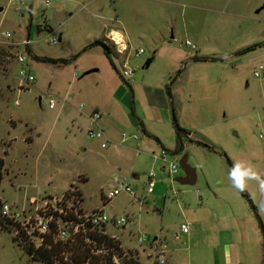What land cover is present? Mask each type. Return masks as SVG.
Instances as JSON below:
<instances>
[{
  "label": "rangeland",
  "instance_id": "rangeland-1",
  "mask_svg": "<svg viewBox=\"0 0 264 264\" xmlns=\"http://www.w3.org/2000/svg\"><path fill=\"white\" fill-rule=\"evenodd\" d=\"M45 1L24 0L19 5H11L10 0H0L2 30L11 32L14 41H21L27 36V25L32 18L29 39L34 43L31 47L39 44L44 48L41 53L56 60L37 62L28 55V68L35 81L27 90L18 92L19 65L15 61L7 65L25 51L2 42L0 37V157L4 156L2 150L14 140L4 161L8 174L3 173L1 199L23 208L28 206L31 196L39 200L47 195H60L73 181L87 199L85 208L91 210L101 207L108 180L114 175L125 176L135 198L119 195L104 211L109 217L128 219L121 228L110 223L107 228L119 238L126 260L157 264L151 249L156 237L165 245L169 264H216L214 252L207 250L206 245L217 244V240L211 239H216L224 227L231 230L222 231L223 241H230L229 235L235 233L233 248L236 251L239 243L246 244L250 263L254 241L247 236L252 232L249 226L256 229L264 244L260 227V224L264 227V194L255 181L249 182L245 189L249 202L232 187L228 172L236 161L251 162L264 172V138H260L264 133V73L258 78L254 76V71L264 66V0H48L50 7L45 11L46 16L52 17L53 35L61 38L54 46L35 41L36 23ZM119 5L128 8L131 15L136 9L137 24L133 29L139 35L132 45L144 50L141 58H131L137 65L128 59L135 70L129 80L120 75L125 58L113 49L109 55L101 46L83 52L96 36L103 38L106 31L103 24L107 28L125 27L116 15ZM128 12L123 10L121 14ZM163 26L180 34L176 42L168 36L163 42L149 39L154 28ZM187 40L200 49L201 55H206L207 61L193 60L200 54L185 45ZM148 59L152 61L145 67ZM91 67L99 70L89 75L94 90L115 93L116 100H130L136 105L164 101L170 136L163 130L160 142L147 137L140 125L123 126L126 136L138 139L128 141L125 145L133 149L123 150L119 159L113 156L112 162L104 158L110 151H103L96 143L85 153L74 150V131L69 133L63 127L68 116L56 118V111L48 107V95L57 99V89L66 87L75 72L84 76ZM182 82H187L189 93L182 94L180 104L177 88ZM180 105L185 110L183 121ZM173 115L177 126L192 137H182L179 154H175L178 138ZM25 125L33 129L34 137L38 134L36 150L28 159L23 141L27 134ZM141 141H146V145L137 146ZM53 145L56 151L51 149ZM164 154L168 161L176 159V175L169 176L168 164L154 159V155ZM185 155L197 177L193 185L180 182L184 172L179 160ZM151 171L155 173L156 187L149 194L146 187ZM82 177L88 178V182H81ZM204 189L211 198L209 208L205 206ZM186 190L188 194L183 192ZM217 196L222 200H217ZM205 219L208 223L203 226L204 233H198L196 239L187 240L183 235L175 238L182 224H190L191 230L194 221L203 223ZM217 227L221 229L219 232H215ZM143 237L145 241L138 243V238ZM218 244L222 247L217 246L216 254L220 255L225 242L219 240ZM231 255L233 264L234 250ZM218 259V264H224ZM0 264L42 263L32 260L12 233L0 228Z\"/></svg>",
  "mask_w": 264,
  "mask_h": 264
},
{
  "label": "crops",
  "instance_id": "crops-1",
  "mask_svg": "<svg viewBox=\"0 0 264 264\" xmlns=\"http://www.w3.org/2000/svg\"><path fill=\"white\" fill-rule=\"evenodd\" d=\"M153 1L165 2L166 0H153ZM141 9L142 8H138V10H141ZM123 10L128 12V8H125L122 5L121 6L119 5V8H117V11H116V15L119 18L121 24L124 23L125 27L107 28V26L105 24H103L104 31L106 30L104 32L103 38L97 39V36H96L94 41L105 39L106 41H103V42H105L109 46L110 50H112V49L114 50L113 46L111 45V42L107 38L108 33H112L114 31L115 33L120 34V40H123L125 42V44L128 45V51L125 52L124 54L120 55V56H123V59L126 57H128V59L129 58L131 59L133 56V54H132L133 50H137L132 45V42H134L136 40L137 36L139 35L136 32V30L133 29V28H135L134 26L137 24L138 15L135 14L136 9L134 10V12H132V15L130 14V12L125 13V14L124 13L121 14V12H123ZM100 11L103 12L104 9H100ZM31 12H32V9L30 6L28 8V13H29L30 17H31ZM143 15L145 17H149V13H147V12H144ZM47 18H48L49 26H50L51 30L53 31V27L51 26V22H50V19H52V17L48 16ZM31 21H32V18H30L29 24L27 25V34H30V29L32 28ZM179 35L180 34L174 33L173 28H171L170 30H166L165 27L163 26V27H160L158 29L154 28L152 33L149 35V39H151V41L154 40L156 42H160V41L163 42L168 36V38L170 40H172L173 42H176L175 41V40H177L176 36H179ZM40 37H44V35L42 33H39V34L37 33V35L35 36V38H40ZM58 40L60 42L61 38L58 37ZM187 41H185V45H186ZM2 42L6 43V40L4 38H2ZM40 42L47 43L46 40H43V41L41 40V41L36 42V43L38 44ZM97 48H99V47H97ZM189 48L191 49V47H189ZM43 49L44 48L42 46H40L39 44L37 46H34L33 48L30 47V51L28 52V55H30V58H32L33 55L38 56V57L52 58L48 55L41 53V51ZM191 50L196 51L197 55L200 54L199 53L200 49H197V47H195V49H191ZM83 52H85V51H83ZM141 56L142 55H140L137 58L136 57H134V58L139 59V58H141ZM205 56H206L205 54H203V55L200 54V57H205ZM180 58H181V56H180ZM7 59H9V57ZM14 61L16 62L15 58L12 60V62L8 63L7 67L14 64ZM151 61H152V59L151 60L148 59L145 62L144 66L147 67ZM131 62L134 63L135 65L138 64V62L136 60H133V59H131ZM28 67H29V64H28ZM98 71L99 70L96 69L95 67H91V69H86V73L84 76H86L88 78V81L86 80V78L84 79L83 75L80 76L77 72H75L72 75V78L68 82V85L66 87L57 89L56 93L59 97V98L57 97V99H59V100H57L55 107L49 108L50 110L56 111V118L57 119L62 117L63 115L68 116V121L63 125V127L65 128L66 131H69V133L71 131H74V133H73V136H74V142H73L74 148L73 149L74 150H76L78 153L79 152L85 153L89 150V148L91 147V145L93 143L99 144L101 147V140L89 137L88 131L91 129H101L104 132L105 136L109 139L110 143H109L108 147L107 148L101 147V149L105 152L110 151L109 153L104 154V158L109 162H112L114 160L113 156H115L117 159H119V157H121V155L123 153V150L124 151L125 150H132L133 148L131 146L125 145V144L128 141H130L131 139L135 140V141L138 139V138H133V136H130V137L127 136L126 138H123V134H124L123 133L124 132L123 126L129 127L131 125L133 127V125H140L141 130H143V132L145 131L147 133V135L144 133L147 137H149L151 139H154L153 137H155L160 142L162 140V136H164L163 130L167 131L169 133V136H170L171 128H170L168 120H167V116H166L167 111H166V108H164V105H165L164 101H159V102L154 101L152 103V105L143 106L142 102L138 103L136 105V104H131V101L127 100V99H126L127 101L116 100L114 98L115 93L112 94V93L106 92L104 94L100 91V89L95 88V90H94L93 87L91 86L92 83H90L89 77L92 76L93 73H96ZM49 85L51 86V84H49ZM54 85H55V83H54ZM177 92H178V98H179L178 100H179L180 104H182V102H183V98H182L183 95L182 94L189 93V90L187 89V82H182L181 86L178 85ZM124 96L125 97L127 96L126 92H124ZM110 98L113 100L109 101ZM81 104H83L84 106L80 107ZM93 110L98 111L101 115V118L97 122H94L91 119V112ZM183 112L185 113V110L184 109L182 110V107L180 105L179 114H180V118L182 121L184 120V117H183L184 113ZM133 114H134V117H136V115L138 117H136V119L133 118ZM67 123L68 124L70 123L69 127H67L68 126ZM161 125H163L164 127H162ZM160 126H161V128H160ZM25 128L27 129V134L24 135L23 141L26 143V147H27L26 152H25V158L28 159V158L33 157V151L36 150L35 145H36V141H37L36 137L38 136V134H36V137H34L33 129L30 128L28 125H25ZM27 135L30 138L26 140L25 136H27ZM187 135L188 134L181 135V137L178 138V142H181L182 137H186ZM187 137H188L187 139H190V138L192 139V137L190 135H188ZM145 140H148V139H145ZM13 141L14 140L12 139V141H10V143H8L9 146L2 150L4 156L0 157V159L3 160V167L1 170L2 178L0 180V184L3 180L4 174H8L4 161H5V158L7 156H9V149L11 148ZM146 143H147L146 141H141V142L137 143V146H143V145H146ZM112 147H114L115 149H118L120 147H125V148L124 149H118V150H111ZM45 148H46V145H45V147L44 146L42 147V149H45ZM42 149L38 153H41ZM51 149H54V151H56L57 147L55 148V146L53 145L51 147ZM154 159L161 160L163 163H167V164H169V161H170V160L168 161L167 159L165 160L161 156H157V155H154ZM174 160L176 161V159H174ZM154 175H155V173H154ZM168 175L174 176V175L169 174V167H168ZM184 176H185V174H184ZM115 178L124 179L127 182V178L125 176L114 175V176H112L111 179L108 180V182L105 186V189L108 188V186L112 183V181ZM196 180H197V177L195 174V183H196ZM154 181H155V177H154ZM81 182H88V178L82 177ZM73 184H75V183L73 181H71L62 193L67 191L68 188L70 187V185H73ZM155 187H156V184H155ZM155 187H154V189H155ZM78 189L81 192V189L80 188H78ZM154 189L151 192V194L154 192ZM208 189L215 190L214 187H212V188L208 187ZM103 190L104 189H102L101 191H103ZM183 192L188 194L189 190H186ZM204 193H205L204 194L205 201L207 203L205 206H206V208H209V205L211 203V198H210V196L206 195L207 192H205V189H204ZM81 194L83 196V206L85 208V203L87 202V199L85 198V196L83 195L82 192H81ZM34 198H35L34 196H31L29 198V200L34 199ZM89 199H91V198H89ZM217 200H222V197L217 196ZM101 203H102V197H101ZM102 205H103V203L101 204V207H102ZM95 208H100V207H95ZM207 223H208L207 219H205V221L203 223H201V221H197V222L194 221L192 224V229L189 230L188 233H182L179 230V233H176L175 238L178 239L180 235H183V237H185L187 240L196 239V236L198 235V233L199 234L204 233L202 231V229H204V227L207 225ZM249 227H251L252 232L250 235H249V233H247V236L251 237L254 241L253 242V254L251 255V256H253L252 261H250V263L248 262L249 256L247 255L248 253H247V249H246V244L239 243L238 247L236 245V247H237L236 251H235V247L233 248V244L235 245V240H234L235 239V236H234L235 233L233 234V236L229 235L228 240H230V241H223L224 238L223 237L221 238L222 231L227 233L231 229H229V228L226 229V228L222 227L221 228L222 231L220 232V235H218L216 239H211V241L217 240V244L210 242L209 244L206 245V246H208L207 250L209 249L210 251L214 252V254L216 256V259H215L216 264H218V260H219L218 258H221L223 260L224 264H231V261H232L231 257H230L231 250H234V255L236 257V261H234L233 264H264V244H262L256 229L252 225ZM217 228H216L215 232H219L221 230L220 228H218V229ZM211 232H213V230H211ZM236 238L239 239L240 236L236 235ZM225 239H227V238H225ZM219 240L222 241V243L225 242V244L223 245L222 252H221L222 254H220V255L218 253L216 254L217 246L222 247L221 245L218 244ZM159 243L160 242L155 237L154 242H153L154 247L151 246V249L155 252L154 255L157 253V247H158ZM165 259H166V264H169V258H168V256H166V253H165Z\"/></svg>",
  "mask_w": 264,
  "mask_h": 264
},
{
  "label": "built area",
  "instance_id": "built-area-1",
  "mask_svg": "<svg viewBox=\"0 0 264 264\" xmlns=\"http://www.w3.org/2000/svg\"><path fill=\"white\" fill-rule=\"evenodd\" d=\"M24 0H10L11 5H19ZM50 7V1L46 0L43 5V9L38 16L36 23V33H45L44 37L35 38L36 42L46 40V42L54 46L58 44L59 40L53 35L48 18L45 11ZM112 33H108V40L114 48V51L118 55H122L128 51V45L123 40L117 39ZM0 37L4 38L7 43L13 48H23L25 53H18L15 56V60L19 65L17 85L18 92L27 90L34 83L35 78L30 73L28 68V52L34 41L29 39L27 34L25 39L21 41H14L12 34L9 31H4L0 27ZM186 45L195 49V46L191 42L187 41ZM144 53L143 49L133 50L134 57H139ZM120 75L124 80H129L133 73L132 68L128 63V57L125 58L121 66ZM264 73V66H259L254 71L256 78L260 77ZM48 106L53 108L56 105L57 99L55 96L48 95ZM84 105L81 104L80 107ZM101 118L98 111L93 110L91 112V119L97 122ZM90 138L101 140V147L107 148L110 141L105 136L101 129H91L88 131ZM127 136L123 134V138ZM133 138H137L133 136ZM260 138H264V133L260 134ZM166 158V154L161 156ZM169 174L175 175L178 172V165L175 160H170ZM154 172H150L147 177L146 192L151 193L155 187ZM68 192H64L60 195H47L44 199H31L28 202V206L19 208L17 204L4 201L0 197V221L4 226L10 228V232L16 243L24 249V247H31L32 249H49L52 244L55 243H67L73 244L78 237H83L85 243L92 246L93 254H109L115 264H122L123 259L126 257V252L123 250L119 238L108 232V225H112L115 228H121L125 226L128 219L109 217L104 211L105 207L110 206L112 199L121 195L127 194L135 198L133 191L129 184L124 179L115 178L108 188L102 194V207L94 208L92 210H86L83 206V196H79L78 190L75 187L68 188ZM138 202H140L137 199ZM110 223V224H109ZM2 226V225H1ZM190 224H182L180 231L182 233H188L190 230ZM98 234L100 236H107L112 240L116 246L108 249V247L102 246L101 249H95V240L91 239L92 236ZM145 238H138V243H143ZM165 245L159 243L157 247L156 261L157 264H166L165 259Z\"/></svg>",
  "mask_w": 264,
  "mask_h": 264
},
{
  "label": "trees",
  "instance_id": "trees-1",
  "mask_svg": "<svg viewBox=\"0 0 264 264\" xmlns=\"http://www.w3.org/2000/svg\"><path fill=\"white\" fill-rule=\"evenodd\" d=\"M101 46L103 50L109 55L112 53L109 46L101 41L96 40L89 45H87L84 49L87 50L92 47ZM32 58L37 62H56V60L47 58V57H38L33 55ZM195 61H207V58L205 57H194ZM167 91L169 93V89L167 88ZM173 122L174 125L176 124V120L173 115ZM186 132V131H185ZM144 133L147 135V133L144 131ZM177 138H180L181 135L177 132ZM186 134H188L186 132ZM154 139L158 140L157 138L153 137ZM199 145H204L203 143H198ZM182 150V144L181 142H178V147L176 149L175 154H179ZM2 167H3V160L0 159V180L2 178ZM75 187L78 190V187L73 185H70V188ZM67 190L66 192H68ZM242 196H244L249 202L250 197L248 194H246L245 191L240 192ZM79 196L81 192L78 190ZM2 225V226H1ZM0 228L8 230L10 232V228H7L2 224L0 221ZM91 239L95 240V249H101L102 246L110 248H114L116 250V246L113 244L112 240H110L107 236H100L98 234H95L91 237ZM85 239L83 237H78L76 242L73 244H67V243H55L52 244L49 249H32L31 247H24L25 252L30 256L32 260H36L41 262L42 264H115L112 260V253L107 254H93L92 253V246H89L84 241ZM127 258V257H126ZM123 259L122 264H140L136 260L130 258L129 260Z\"/></svg>",
  "mask_w": 264,
  "mask_h": 264
},
{
  "label": "clouds",
  "instance_id": "clouds-1",
  "mask_svg": "<svg viewBox=\"0 0 264 264\" xmlns=\"http://www.w3.org/2000/svg\"><path fill=\"white\" fill-rule=\"evenodd\" d=\"M228 179L238 192L245 191L248 183L255 181L259 185L261 194H264V172H260L251 162H234L228 172Z\"/></svg>",
  "mask_w": 264,
  "mask_h": 264
},
{
  "label": "water",
  "instance_id": "water-1",
  "mask_svg": "<svg viewBox=\"0 0 264 264\" xmlns=\"http://www.w3.org/2000/svg\"><path fill=\"white\" fill-rule=\"evenodd\" d=\"M176 127V131L180 134V135H185L186 132L184 130H181L178 126L177 123L175 124ZM179 166L180 168L183 170L185 176L180 180L181 184H185V185H193L195 183V171L192 167H190L187 163V156H183L180 160H179ZM253 208V207H252ZM253 210L255 211V209L253 208ZM261 227V232L262 235H264V227H262V224H260Z\"/></svg>",
  "mask_w": 264,
  "mask_h": 264
},
{
  "label": "bare ground",
  "instance_id": "bare-ground-1",
  "mask_svg": "<svg viewBox=\"0 0 264 264\" xmlns=\"http://www.w3.org/2000/svg\"><path fill=\"white\" fill-rule=\"evenodd\" d=\"M114 35H115V37H116L117 39H120V34H118V33H114Z\"/></svg>",
  "mask_w": 264,
  "mask_h": 264
}]
</instances>
